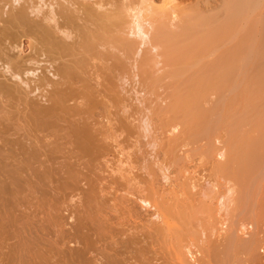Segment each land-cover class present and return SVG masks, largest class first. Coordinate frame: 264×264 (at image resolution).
<instances>
[{
  "label": "bare ground",
  "instance_id": "bare-ground-1",
  "mask_svg": "<svg viewBox=\"0 0 264 264\" xmlns=\"http://www.w3.org/2000/svg\"><path fill=\"white\" fill-rule=\"evenodd\" d=\"M155 1L0 0V264H264V0Z\"/></svg>",
  "mask_w": 264,
  "mask_h": 264
},
{
  "label": "rangeland",
  "instance_id": "rangeland-1",
  "mask_svg": "<svg viewBox=\"0 0 264 264\" xmlns=\"http://www.w3.org/2000/svg\"><path fill=\"white\" fill-rule=\"evenodd\" d=\"M157 1H158V0H156L155 2H157ZM178 1L180 2L181 0H178ZM195 1H198V2L195 3ZM200 1H201V2H200ZM203 1H205L206 4H205ZM211 1L215 2L216 0H210V1H209V0H190V1H188V0H184V1H183V0H182V2H181L182 4H180L182 7L180 6V8H183V9H185V10H183V11L180 10V11L185 12L186 10H187V11H190V10H192V9H193V10H197V9L200 8V7L203 8L205 5L209 4ZM217 1H218V0H217ZM159 2H161V0L158 1V3H157L158 5L162 4L163 0H162L161 3H159ZM179 2L176 4L177 7H178ZM184 2L186 3V5H184V4H185ZM187 2H188V3H187ZM213 2H212V3H213ZM189 3H190V4L193 3V4L197 5V6H195V5H193V4L190 6ZM199 3H200V4H199ZM212 3H211V4H212ZM204 4H205V5H204ZM199 5H200V6H199ZM177 7H176V8H177ZM184 7H185V8H184ZM191 7H192V8H191ZM195 7H196L197 9H196ZM190 8H191V9H190ZM178 10H179V7H178ZM180 11H179V12H180ZM196 36H197V35H196ZM196 36H194L195 38H194L193 36H190V38H189L190 41H189V42L187 41L188 38H186V41H185V37H183V40H182V38H181L180 40H179V39H178V40H174V41L170 40L172 43H171V42H169V43H170V45L172 44V45H171L172 47L177 48V49L185 48V46H187V45L190 46V44H192V43H193L192 46H195V45H196L195 42H196V43H198V42L201 43V42H202V41L200 40V36H199V41H197L198 38H197ZM191 37H192V39H193L194 42L191 40ZM201 38H202V37H201ZM194 39H196V40H194ZM185 42H187L188 44L186 45ZM190 42H191V43H190ZM203 42H204V41H203ZM169 43H168V45H169ZM203 44H204V43H203ZM189 46H187V47H189ZM162 63H163V62H162ZM162 63H161V64H162ZM165 63H166V62H164V64H165ZM122 64H123V63H122ZM154 64H156L155 67H153V66H154L153 63H150L149 66H150V67H153V68L155 69V68H157L158 63H154ZM159 64H160V63H159ZM161 64H160L159 67H160V68H161V67L164 68V66L161 65ZM166 64H167V63H166ZM123 65H124V64H123ZM123 65H121V66H123ZM122 68H123V67H122ZM163 68H162V69H163ZM124 69H125V68H124ZM157 69H158V68H157ZM162 69H160V71H158V70H159V69H158L157 71H158V72H162V71H163ZM161 70H162V71H161ZM155 71H156V70H155ZM162 73H163V74H162ZM162 73H161V75L164 76L165 73H164V72H162ZM156 74H157V72L154 73L155 76H156ZM158 75H159V73H158ZM167 75H168V74H167ZM167 75H166V76H167ZM159 76H160V75H159Z\"/></svg>",
  "mask_w": 264,
  "mask_h": 264
}]
</instances>
